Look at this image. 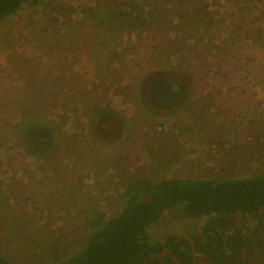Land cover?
I'll return each instance as SVG.
<instances>
[{
	"label": "rangeland",
	"instance_id": "374dc122",
	"mask_svg": "<svg viewBox=\"0 0 264 264\" xmlns=\"http://www.w3.org/2000/svg\"><path fill=\"white\" fill-rule=\"evenodd\" d=\"M161 79L182 87L166 110L146 95ZM50 122L60 139L39 160L29 128ZM263 174L264 0H44L0 22L9 260H69L122 212L132 178ZM203 221L169 213L150 237L188 238Z\"/></svg>",
	"mask_w": 264,
	"mask_h": 264
},
{
	"label": "trees",
	"instance_id": "16d2710c",
	"mask_svg": "<svg viewBox=\"0 0 264 264\" xmlns=\"http://www.w3.org/2000/svg\"><path fill=\"white\" fill-rule=\"evenodd\" d=\"M42 1L0 0V22ZM29 132L28 153L47 159L60 139L53 122L34 123ZM125 196L122 212L100 224L84 248L62 264H264V174L157 183L132 178ZM169 213L204 221L188 238L152 241L150 229ZM0 264L16 263L0 253Z\"/></svg>",
	"mask_w": 264,
	"mask_h": 264
},
{
	"label": "water",
	"instance_id": "95a60500",
	"mask_svg": "<svg viewBox=\"0 0 264 264\" xmlns=\"http://www.w3.org/2000/svg\"><path fill=\"white\" fill-rule=\"evenodd\" d=\"M182 93L181 85L174 79H161L153 82L147 89L149 103L158 110L171 108Z\"/></svg>",
	"mask_w": 264,
	"mask_h": 264
}]
</instances>
